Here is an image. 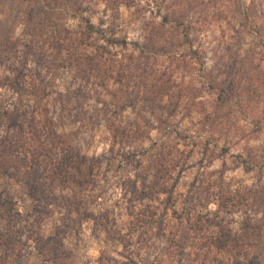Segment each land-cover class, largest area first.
I'll return each mask as SVG.
<instances>
[{"label":"rangeland","instance_id":"rangeland-1","mask_svg":"<svg viewBox=\"0 0 264 264\" xmlns=\"http://www.w3.org/2000/svg\"><path fill=\"white\" fill-rule=\"evenodd\" d=\"M64 3L0 0V264H264V0ZM81 17L126 41L125 87L76 78L58 44ZM156 81L165 111L139 94ZM110 123L129 138L114 146ZM31 163L54 200L29 195ZM189 211L220 213L239 248H205L218 231L195 240Z\"/></svg>","mask_w":264,"mask_h":264},{"label":"trees","instance_id":"trees-1","mask_svg":"<svg viewBox=\"0 0 264 264\" xmlns=\"http://www.w3.org/2000/svg\"><path fill=\"white\" fill-rule=\"evenodd\" d=\"M45 1V0H44ZM47 1V0H46ZM86 0H66L65 5L70 3L75 6L76 12L80 13L81 15L86 13L88 9L83 8V2ZM111 3L121 2V0H107ZM62 4H56L55 6L59 7ZM82 18V17H81ZM86 23V30L82 32H78L75 35L67 34L64 39L66 44L60 42L59 49H65L71 66L76 68V78L80 81H83L87 84L91 82L92 79L99 82V86L102 88L106 87V82H113L118 87H121L124 84V77H127V70L124 71L123 67L118 65V52L116 49H111L112 47L119 46H126V41H120V39H116L113 34H108L107 32L101 31V29L95 27L90 19L82 18ZM96 34H100V38L103 39L104 44L99 45L98 48L95 49V53L90 54L87 53L84 49L86 47H91L92 39L96 36ZM129 78V77H128ZM144 88L139 89V94L144 95L143 102L146 104L147 109L150 108L152 110L159 109L165 111L167 106H164L161 102L159 103L158 98L161 97H171L172 94V84H161L159 81L155 83L148 84L144 83L141 85ZM169 110V108H168ZM174 111L170 113L174 114ZM4 114L0 113V118H2ZM110 132L112 135L113 145L121 144L125 142L129 138V133H131L126 127L121 125L112 124L110 123ZM43 174L41 169H39L36 165L30 164L26 165L25 175L23 176V183L26 186L29 195L37 200L40 201L42 199H47L48 201H52L53 195L50 193L47 185L42 180ZM134 185V184H133ZM134 193L138 192L137 186H133ZM241 196L239 194H232L220 199V207L224 208H233L239 209L242 206ZM7 210V205H4L3 199L0 197V217H4V213ZM177 215V212H176ZM192 212H188V222L196 233L195 240L201 241V233L204 231L215 229L218 233L213 235V238L210 240V245L204 246L205 248L209 247L210 250H220L223 253H231L235 249L239 247L235 245V237L233 236V232L230 228L226 227L223 223V220H220V213H212L207 212L206 214H198L196 215V220L193 223L191 216ZM178 216V215H177ZM157 215L153 213L151 215V219H155ZM145 218V215L144 217ZM143 218H139L140 223L148 224V218L145 222ZM181 218V215L179 216ZM13 217V210H8V223L11 229H14L13 226L14 222ZM155 223V221H151ZM161 224V222H160ZM6 232L2 234V245L6 246L7 248L11 249L13 244V234ZM123 242V240H122ZM1 245V246H2ZM201 246V245H200Z\"/></svg>","mask_w":264,"mask_h":264}]
</instances>
